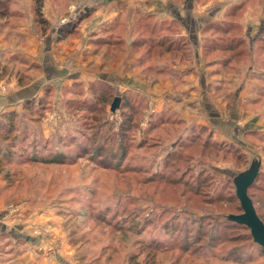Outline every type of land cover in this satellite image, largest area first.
<instances>
[{"label": "rangeland", "instance_id": "1", "mask_svg": "<svg viewBox=\"0 0 264 264\" xmlns=\"http://www.w3.org/2000/svg\"><path fill=\"white\" fill-rule=\"evenodd\" d=\"M101 1L45 0L43 11L51 26L41 33L33 22L32 0H4L8 12L23 13L7 15L8 26L0 28L15 46L0 48V66L14 53L24 56V64L22 68L9 62L6 71H0V80L5 81L1 86L14 90L37 83L34 99L45 96L44 103L52 105L46 107L38 126L29 130L22 155L13 162L0 159V256L13 254L9 264H128L127 257L135 255L146 264L145 254L149 259L160 251L169 253V258L172 254L185 259L194 252L264 264V250L253 240L251 230L231 220L245 214L240 196L248 197L254 207L262 206V211L264 206V0H167L163 7L173 12L168 19L148 13L147 29L163 22L176 29L172 35L186 31L191 38L190 32H196L199 40L200 32L203 41L212 32L227 34L208 22L229 18L236 23L228 32L245 40L238 48L221 49L208 57L196 46L197 39H191L188 63L203 60L211 70L194 68V75L185 74L190 85L171 84L180 93L167 89L170 76L135 64L147 46L129 45L123 38L139 16L137 11L132 17L129 13L154 9L149 4L152 0H118L116 7L123 9L120 20L125 24L109 36L105 23L92 55L82 57L79 43L68 42L81 29H92L100 9L115 6ZM89 5L98 7L95 13L79 24L78 32L58 40L68 44L57 52L62 76L57 79L56 69L50 73L28 50L44 42L60 23L72 25ZM146 21L144 34L149 32ZM118 36L122 39L117 40ZM109 41L112 48L104 43ZM246 45L257 47L253 56L248 50L239 51ZM157 54L155 49L152 59ZM122 56L134 61L131 65L122 58V70L124 65L131 67L126 76L142 83L129 84L130 79H124V85L113 77L109 65ZM225 57H230L229 63L222 62ZM96 84L104 86L105 92H97ZM183 88H187L186 100L181 96ZM122 95L132 96L133 107L125 106L129 102ZM116 96L121 100L113 110ZM29 98L33 97L25 99ZM23 99L17 102L20 112ZM35 109L40 110L36 105ZM135 110L140 114L132 113ZM172 112L183 121L160 124L161 116ZM131 114L136 121L128 122L126 129L125 117L128 121ZM190 127L196 133L195 142L181 144ZM94 137L99 147L92 145ZM80 138L87 143L83 145ZM206 139L215 143L203 149ZM123 176L129 185L123 183ZM101 253L103 260L87 261ZM212 262L218 264L215 259Z\"/></svg>", "mask_w": 264, "mask_h": 264}, {"label": "trees", "instance_id": "2", "mask_svg": "<svg viewBox=\"0 0 264 264\" xmlns=\"http://www.w3.org/2000/svg\"><path fill=\"white\" fill-rule=\"evenodd\" d=\"M6 1L7 2H11V1L14 2L15 0H6ZM32 1H33V22L35 25H38L37 26V32L46 33L48 30V27L51 26V22L45 16L44 11H43L45 0H32ZM101 2L107 3L109 6L115 5L114 7L119 6L118 4H120V3H118V0H102ZM241 3L239 2L236 5L228 8L227 14H231L234 11V10H232V9H234L233 7L237 8ZM5 4H6V2H4V0L0 1V6H2V7H0V19H1L0 20V28H4V26H6V27L8 26L9 21L6 18L7 15L9 17L12 15H17L18 12L23 13L22 11H20L18 9H13V10H10V12H8L6 10V8L4 7ZM110 7H112V6H110ZM97 8L98 7H95L94 5L93 6L92 5L86 6V8L84 10H82V12L77 14L76 21L72 25H69L66 22L60 23L58 25V28H56V30H55L56 39L57 40H63V39L69 38V36L71 37L72 33L78 32L79 24L82 21H84L85 19H89V17H91L95 13ZM138 13H139V16L137 15V18L134 19V24H133L132 28L130 29L129 34L126 36H123V38L128 39L130 41L129 45L132 43V45H135V46H142V47L144 45L147 46L146 51L142 52L140 58L138 59L139 61L135 64H137L138 67L143 66V69H151L150 72H154L156 75H159V76L168 75V76H170V78L174 81L175 85L181 84L182 81L179 80L177 77L178 72L171 69L168 65H169V63H171L176 58L180 59L179 61H181V62L182 61L188 62L189 59H191V52L192 51L190 49H191V46L193 45L191 38H189V36L182 35L181 33H179L180 31L177 32V35H172L175 32L174 30H176V29L172 28L171 24L166 25V23L164 24L163 22L162 23H160V22L154 23L153 22L154 24H152V26H150L151 28L147 29V24H149V23H147L145 18L146 17L148 18L149 14H146L147 15L146 16L145 13H143V12H137L136 14H138ZM18 15H20V14H18ZM151 15H152V17H154L153 14H151ZM144 21H146L144 27H145V29H147L149 31L148 34L143 33L144 31L142 29V26L144 24ZM120 22L121 23L119 26H122L123 25L122 20ZM218 22H221V21L216 20L215 22H211V23L208 22L209 24L207 23V25H211V27H214V29H219V27H222L221 29H223L225 31L223 33H227V34L223 35V34H219L218 32L215 34V32H212L208 38H206V36H208V35L204 36L205 39L203 41L202 51H204V54L208 57H210L211 54H213V53H219V51L221 49L224 50V49H229V48H233V47L238 48L240 43H243L245 41L243 36L236 37L234 35H231L230 32H228L229 27L232 26L233 24H235L236 22H234L233 20H231L229 18L225 19L223 22H221V26H219ZM76 23H78V26L76 25ZM140 24H142V25H140ZM119 26H118V23H117V25L111 24V25L106 26L104 28V31L109 32L108 35L111 36V34H115L117 32L116 29ZM236 27H237V25H236ZM118 32H121V31H118ZM138 32H141V33H138ZM132 33H134V34H132ZM119 39H122V38L121 37L119 38V36H118L117 40H119ZM101 43H103V42H101ZM104 43H107L109 46L112 45L111 41L104 42ZM162 47L165 49L162 50ZM255 48H257L255 45H253V46L251 45V47H248L246 45V46H241L239 48V51L248 50L249 54L253 56L256 53ZM155 49H156V52L158 53L157 54L158 57L156 56L157 59L156 58L152 59V55H153V52L155 51ZM127 50H129V48ZM11 57L12 58L10 60H6L5 63L1 64L0 71H2V73L5 69L8 68L9 62H13V63L17 62L18 65H20L23 68L22 65L24 64V61H21L22 58L24 57L23 55L14 53V54H11ZM17 57H20L19 61H17ZM229 58L230 57H225L224 59H222V62L225 64L229 63L230 62ZM33 68H35V67H33ZM30 69H31V67L29 66L28 70H30ZM0 77H1V74H0ZM143 77L147 78L146 75H144ZM94 88L97 90V92H99V90H102V92L104 93L106 90V89H104V86H102L100 84H96V87H94ZM109 90H111V89H109ZM122 97H124L123 100L126 99V102H129L125 106H129L130 108L133 107V103L130 102V99L132 98V96L122 95ZM65 98L67 99V97H65ZM68 99L70 100V98H68ZM44 100H45V96H42V98H39L37 100L34 99V97L29 98V99L24 100V102L22 104V111L21 112H20V109H16V108L1 112V119H0V159L7 157L11 162H13L14 160L18 159L19 156L22 155V148L24 147L22 144L23 140L25 138L27 139L28 134L32 132V131L30 132L29 130L35 129L38 126L42 117L45 115L44 113H45V109H47L46 107H48V109H49L50 106L52 105L51 101H49L45 104ZM35 105L40 108L39 111H37L35 109ZM136 108H137V104L135 105V109ZM75 109H77V108H75ZM75 109H74L75 112H79V111H77L78 109L77 110H75ZM123 111L125 113V111H127V110L124 108ZM132 113L140 114V111L135 110ZM93 114H94V112H92L90 115L92 116ZM167 115H168V116H166L167 119L164 117V115L161 116L160 120H158V121H160V124H162L161 122H163V121H165L164 123H168V122L178 123V122L183 121V119H181L180 117L177 118L178 115H176L175 112H172L170 114L168 113ZM125 118L126 119H125L124 126L127 127L126 129H129L130 124H128V122L134 123L136 121V119L134 117V114H131L128 117L129 118L128 121H126L127 117H125ZM85 120H86V118H85ZM32 125H35V127L32 128ZM190 129H186L187 131H190V132H189V134H187L185 137H183L179 141L181 144L182 143L191 144V143L195 142V140H193L192 138H194L196 136V133L194 132L193 128L190 127ZM34 137H37V136H34ZM82 137L85 138V135H83ZM83 138H80V139L83 141V145H84L85 143H87V140L85 141V140H83ZM202 141H204L202 143V145L204 146L203 149L208 148L209 142H211V143L214 142V140L210 141L208 139L202 140ZM98 143L99 142H96L95 137H94L92 139V145L99 147ZM7 148L9 150H7ZM202 154H205L204 151H202ZM116 175L117 174H115V176ZM122 179H124L123 183H126V185H129L130 181L129 182L126 181V176ZM154 190H155V188H154ZM259 199L262 200V198H259ZM239 200H240V198H239ZM256 200H258V199H256ZM186 201H188V200H186ZM240 202H241V200H240ZM262 203L264 205V202H262ZM259 207L262 208V206L256 205L255 210H256V213L261 218V220L264 222V206H263V211ZM241 208L244 211V207L242 205V202H241ZM231 220L236 221L240 224H243L251 230V228L246 223L235 220L233 218H231ZM251 234H252L253 240L264 250V245L255 239L252 230H251ZM142 239L143 238H139V241ZM140 243H142V242H140ZM101 256H102V253L97 255V256H94L93 258H91L92 256H89L87 261L94 262V261L103 260L101 258ZM192 256H193V258H192ZM102 257H104V255ZM135 257H136L135 255L130 256L129 258L127 257L128 261L130 262L128 264H142V262H140V259L135 258ZM112 258L113 257L111 255L107 256V259L109 261L112 260ZM184 258L185 259L179 258L178 255H172V254L169 258V253L158 251L157 253L155 252L154 254H152V257H150L148 259L146 257V254H145L146 264H212L213 259H215L218 264H229V262L232 264H243V262L232 261L227 255H216L213 253H202V254L201 253H195L194 254V252H191L189 255L185 256ZM181 259H183V260H181ZM161 260H163V261L160 262Z\"/></svg>", "mask_w": 264, "mask_h": 264}, {"label": "crops", "instance_id": "3", "mask_svg": "<svg viewBox=\"0 0 264 264\" xmlns=\"http://www.w3.org/2000/svg\"><path fill=\"white\" fill-rule=\"evenodd\" d=\"M167 3H168L167 0H164V2H163V0H154V1L152 0V2L150 1L149 4L151 5V7H154V9L152 8L151 10L147 9L146 11H144V9L139 8V9H134L133 12L131 11L129 14L132 17V16H135L133 14L136 11L141 12V10H143L147 14L151 11V13H154L158 19H164V18L168 19L173 14V12H169V10L164 9L163 5H167ZM121 12H123V9L121 10V8H118V7H113V8L109 7L108 10L100 9L99 13L97 12L98 16H96L97 17V18H95L96 20H93L91 22V25L94 24V26H92V29L91 30L87 29V31H85L84 29L83 30L81 29V31H80L81 34H79L77 37H75L74 38L75 40H68V42L71 41L73 44L79 43L78 47L80 48V53H81L82 57L92 55L95 52V50H97L96 46H98V45H94V44H97V43H95V40L98 39L99 37H101V35H102V34H99V32H102L101 28L103 27V25L105 23H107V25H111V24L117 25V23H118V26H119L121 23L120 19L122 17ZM168 13L170 16L168 15ZM174 15L176 16L178 14L174 13ZM99 16H101V18ZM132 23H133V21H132ZM132 23L129 20V26H131ZM122 24L123 25L125 24L124 20L122 21ZM188 27H189V25H188ZM1 33L2 32H0V48L4 47V49L5 48L11 49V46H14V45L12 44L11 41H7L8 39L6 40L5 33H2V34ZM188 33L189 32H186V31H183V33L181 32V34L185 35V36H188L189 35ZM195 33L190 32V37H191V39H194L196 41L197 37L195 36L196 35ZM95 34H97V35H95ZM30 35L32 36L31 33H30ZM92 36H96V38L93 40V39H91ZM201 37H202L201 33L199 32V40L197 39L196 46L198 45V47L202 51L203 40L201 39ZM14 39H16V38H13L11 40H14ZM42 41H44V42H42L41 44H38L37 46H33L32 50H28L31 52L29 54H31L35 60L39 61L40 63H43L44 67L47 68V70L50 73L53 72L54 69H56V71L58 72V75L60 76L57 79H61L62 78L61 70H60L61 67L59 66V63H58L59 55H57V52H63L65 50V47L67 46L68 42L58 41L56 39V33L55 32L49 33L47 39H44ZM46 41H48V42H46ZM110 48H111V45H110ZM16 50H17V52H25L23 49H16ZM42 50L44 51V53ZM40 52H41V54H40ZM33 53L36 54V58L33 55ZM97 54H99V53H97ZM116 58L117 57H114L113 61H115V62H113V64L109 65V71H112L113 77L117 78V81L120 80V83H122L124 85L127 83L125 81L126 79H130L129 80L130 83L128 82L129 84H139L140 81L138 82V80L134 76H132V77L126 76L127 74H130V72H129L131 70L130 64L133 65L134 61H131L133 58L130 57V59H129V56H122L121 59L118 58L117 61H116ZM122 58L124 60H128L130 63L129 65H124L123 70H122V66L120 65V64H124V60H122ZM125 64H128V63H125ZM206 64L207 63L203 60H200V62L197 64H189L188 62L181 63L180 61L176 60V61H172L171 63H169L168 66L171 69L178 72L177 77L179 80L182 81L181 84H186L185 86H187V85H190L189 80H188L190 78H189V75L186 76L185 74L190 73V75H194V72H193L194 68H199L200 66H202L204 68V70H206V71L211 70V69H207L209 67H207ZM118 69H120V70H118ZM98 77H96V78H98ZM56 81H59V80H56ZM169 81L165 82L167 89H169V91L172 90L173 93H180L176 90L175 87H173V88L171 87V84H174V81L173 80H172L173 82L172 81L169 82ZM4 82L5 81H3L2 79L0 80V116H1V112L6 111L8 109L9 110L15 109V108L19 109L17 102L21 101L23 98L24 99L27 98L28 96L34 97V91H35L36 87H38L37 83H33L31 85L19 87L18 89L8 90V88H4L3 86H1V85H3L2 83H4ZM140 83H142V82H140ZM186 89H184V88L181 89V92H182L181 96H182V98L184 97V100H186L185 96H187ZM173 95H175V94H173ZM210 108L212 109V106ZM216 108L220 112V114H218V116H222V114H223L222 110L219 107H216ZM217 109H215L213 111L217 112ZM187 117H189V116H187ZM13 257H14L13 254H9V255L8 254H2L0 256V264H6L4 262L6 260H8V261H6L8 264L10 262L12 263V261H14V260H12Z\"/></svg>", "mask_w": 264, "mask_h": 264}, {"label": "water", "instance_id": "4", "mask_svg": "<svg viewBox=\"0 0 264 264\" xmlns=\"http://www.w3.org/2000/svg\"><path fill=\"white\" fill-rule=\"evenodd\" d=\"M121 96H116L112 109L115 110L120 104ZM240 200L244 207V216L238 221L246 223L252 230L255 239L264 245V222L256 213L255 207L252 201L248 197L240 196Z\"/></svg>", "mask_w": 264, "mask_h": 264}]
</instances>
